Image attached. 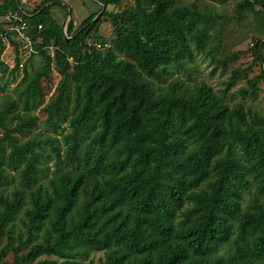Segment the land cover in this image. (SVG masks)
Listing matches in <instances>:
<instances>
[{
	"label": "trees",
	"instance_id": "obj_1",
	"mask_svg": "<svg viewBox=\"0 0 264 264\" xmlns=\"http://www.w3.org/2000/svg\"><path fill=\"white\" fill-rule=\"evenodd\" d=\"M25 5L0 2V73L4 37L16 51L0 90L22 74L0 101V264L10 253L11 264H94L96 252L98 264H264V118L244 101L258 99L264 70L249 78L250 67L233 69L222 93L176 76L191 78L208 43L223 72L238 60L242 51L215 58L216 16L196 1L135 0L79 26L71 17L65 33L64 0ZM256 6L264 11V0H242L236 12ZM14 14L33 39L23 68L8 30ZM103 16L114 36L99 49L109 42ZM251 44L264 64L263 39ZM241 80L243 100L231 104Z\"/></svg>",
	"mask_w": 264,
	"mask_h": 264
},
{
	"label": "rangeland",
	"instance_id": "obj_2",
	"mask_svg": "<svg viewBox=\"0 0 264 264\" xmlns=\"http://www.w3.org/2000/svg\"><path fill=\"white\" fill-rule=\"evenodd\" d=\"M42 0H27L25 6L29 9H32L38 6ZM71 6L72 14L69 15L65 11H61L57 15L58 20L61 22L62 26L66 20L65 33H67L68 22L73 17L75 23L79 26L90 14L99 11L103 6L93 0H64ZM183 3L189 2H199L201 5V10L206 15L214 14L216 20L212 23L211 26V35L212 37L220 34L222 36L221 47L218 52H215V58L220 59L225 54L234 51H242L238 60L232 63L226 72H223L222 69L216 68V62L212 60V57L208 54V50L211 49L214 45L208 43L206 46V51L199 52L195 56L194 70L191 71V78L189 79L185 73L177 74L182 79L190 81L193 84L196 81H205L218 92H223L225 88V83L229 80L233 69L235 68H251L249 73V78H252L256 75H259L262 70H264V64L256 58V55L252 49V42L256 39H263L264 41V11H261V7L256 6L255 10L247 11L240 17L236 12L237 4L242 0H225L224 2L218 0H181ZM135 0H122L120 5H110L108 8L105 7L108 11L119 12L123 9H127L131 6H134ZM53 12L57 11V8L52 9ZM102 16V13L99 17ZM102 22L99 27V35H102L110 40L114 36V26L112 20L109 16L102 17ZM213 39H215L213 37ZM217 40V39H216ZM91 43V41H90ZM94 43V42H93ZM13 48V47H12ZM12 48L7 47L1 55V59L7 63L11 64L16 62V51ZM52 51V49H51ZM262 57L264 59V46L262 48ZM41 59L36 58L35 65L40 64ZM6 64V62H5ZM8 68L0 73L4 80H9L8 77L11 72L10 64ZM16 82H11L9 84V89L7 91L0 90V101H3L6 98L7 92L13 93V88L16 86V83L21 79V72L18 74ZM60 79V76L56 71L53 72L48 81L44 82V86L48 93L47 99L54 92L56 85ZM248 80V79H247ZM247 80H241L237 85L233 86L226 95V99L234 104L236 102L242 101L241 95L239 94V88L241 86L248 85ZM260 93L257 100H252L250 98L244 100L248 105L253 106L257 109L260 115L264 118V81L259 82ZM39 116L43 119L45 115L39 112ZM12 187V186H11ZM10 187V188H11ZM6 240L4 238L0 239V253L1 248L5 244ZM103 252H96L93 254L94 264H98V261L103 257ZM14 255L12 253L8 254L3 260L6 264L13 263Z\"/></svg>",
	"mask_w": 264,
	"mask_h": 264
},
{
	"label": "built area",
	"instance_id": "obj_3",
	"mask_svg": "<svg viewBox=\"0 0 264 264\" xmlns=\"http://www.w3.org/2000/svg\"><path fill=\"white\" fill-rule=\"evenodd\" d=\"M19 1L22 3H25L27 0H19ZM12 16L16 20H18L19 22L14 24V25L8 26V30L15 31L16 32L15 38L19 42H21L20 50L24 51V52H23L22 59H21L19 65L21 68H23L25 63L31 58L32 54L35 52L34 47H33V39H32V35L27 32L26 23L24 21H22V19L20 17L16 16V14H14ZM0 19H2V18H0ZM39 28L41 29L42 26L39 25ZM4 39H5V42L7 43V45L9 46V48H12V44H10V42L8 41V38L4 37ZM95 45L99 49H104V48H107L110 46V42L95 43Z\"/></svg>",
	"mask_w": 264,
	"mask_h": 264
},
{
	"label": "water",
	"instance_id": "obj_4",
	"mask_svg": "<svg viewBox=\"0 0 264 264\" xmlns=\"http://www.w3.org/2000/svg\"><path fill=\"white\" fill-rule=\"evenodd\" d=\"M93 1H95V2H97V3H99V4H101L102 6H103V10L105 9V5L104 4H102V3H100L99 1H97V0H93ZM18 2H19V0H18ZM103 10L96 16V18L94 19V21L97 19V18H99V16L101 15V13L103 12ZM70 14H71V11H70ZM69 14V15H70ZM65 26H66V20L64 21V23H63V29L65 28ZM64 32H65V29H64Z\"/></svg>",
	"mask_w": 264,
	"mask_h": 264
},
{
	"label": "crops",
	"instance_id": "obj_5",
	"mask_svg": "<svg viewBox=\"0 0 264 264\" xmlns=\"http://www.w3.org/2000/svg\"><path fill=\"white\" fill-rule=\"evenodd\" d=\"M0 2H1V0H0ZM12 47H13V46H12ZM13 49H14V47H13ZM5 62H6V64H8V63H7L8 61H5ZM9 64H10V63H9ZM9 64H8V65H9ZM10 66H12L11 68H13V67L15 66V62L11 63Z\"/></svg>",
	"mask_w": 264,
	"mask_h": 264
}]
</instances>
